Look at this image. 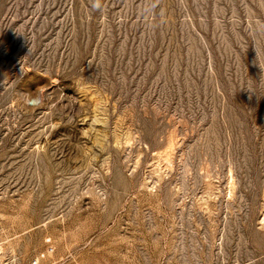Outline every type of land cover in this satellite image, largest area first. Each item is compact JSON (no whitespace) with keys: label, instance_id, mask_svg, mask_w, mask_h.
Masks as SVG:
<instances>
[{"label":"rangeland","instance_id":"374dc122","mask_svg":"<svg viewBox=\"0 0 264 264\" xmlns=\"http://www.w3.org/2000/svg\"><path fill=\"white\" fill-rule=\"evenodd\" d=\"M0 0V223L20 264H264V0Z\"/></svg>","mask_w":264,"mask_h":264},{"label":"built area","instance_id":"2783aa9c","mask_svg":"<svg viewBox=\"0 0 264 264\" xmlns=\"http://www.w3.org/2000/svg\"><path fill=\"white\" fill-rule=\"evenodd\" d=\"M7 242V235L0 223V264H20L19 255Z\"/></svg>","mask_w":264,"mask_h":264},{"label":"clouds","instance_id":"9594fccd","mask_svg":"<svg viewBox=\"0 0 264 264\" xmlns=\"http://www.w3.org/2000/svg\"><path fill=\"white\" fill-rule=\"evenodd\" d=\"M93 7L94 8H99V0H97V2L93 4Z\"/></svg>","mask_w":264,"mask_h":264}]
</instances>
